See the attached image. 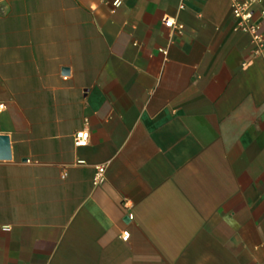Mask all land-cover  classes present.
Returning <instances> with one entry per match:
<instances>
[{
  "label": "crops",
  "instance_id": "1",
  "mask_svg": "<svg viewBox=\"0 0 264 264\" xmlns=\"http://www.w3.org/2000/svg\"><path fill=\"white\" fill-rule=\"evenodd\" d=\"M253 49L231 0H0V264H264Z\"/></svg>",
  "mask_w": 264,
  "mask_h": 264
},
{
  "label": "built area",
  "instance_id": "2",
  "mask_svg": "<svg viewBox=\"0 0 264 264\" xmlns=\"http://www.w3.org/2000/svg\"><path fill=\"white\" fill-rule=\"evenodd\" d=\"M261 3V0H231L232 15L235 21L236 30L251 36L254 43L253 54L256 57L262 56L264 51V29L254 18V8ZM165 25L178 33H182L184 25L175 22L170 18L165 19ZM3 107V105H1ZM90 140V132L87 128L79 130L74 136L76 146H86ZM107 165L96 166L94 184L101 185L106 181ZM65 176V173H64ZM123 240L129 239V232L124 231Z\"/></svg>",
  "mask_w": 264,
  "mask_h": 264
},
{
  "label": "water",
  "instance_id": "3",
  "mask_svg": "<svg viewBox=\"0 0 264 264\" xmlns=\"http://www.w3.org/2000/svg\"><path fill=\"white\" fill-rule=\"evenodd\" d=\"M63 72L67 73L68 69H64ZM11 156L10 138L6 134H0V160H9ZM126 220H128V217H126Z\"/></svg>",
  "mask_w": 264,
  "mask_h": 264
}]
</instances>
